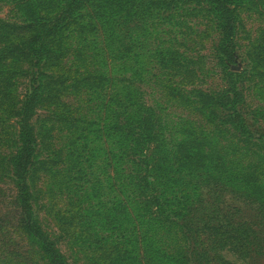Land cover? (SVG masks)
<instances>
[{"label":"trees","instance_id":"obj_1","mask_svg":"<svg viewBox=\"0 0 264 264\" xmlns=\"http://www.w3.org/2000/svg\"><path fill=\"white\" fill-rule=\"evenodd\" d=\"M242 1L7 0L14 16L0 17V122L15 116L20 127L9 162L24 212L20 222L27 235L37 238L49 264L68 262L32 219L28 174L37 163L38 135L47 124L51 127L62 119L56 101L65 85L96 93L102 110L98 120L85 125L84 118L72 119L69 125L78 133L65 145L67 158L75 163L70 168L77 173L87 174L81 159L88 169L101 162L97 166L103 171L93 179L89 171L86 180L91 189L103 185L109 189L108 199L99 201L108 233L88 234V243L96 249L86 255L85 264H213L205 240L211 237L213 247L221 248L234 243L228 239L234 236L231 230L242 229L205 220L211 211L223 210L218 200L221 188L239 190L264 207V175L254 171L250 159L247 165H238L229 157L237 154L229 151L233 145H224L193 124L168 122L146 103L138 85L147 70L146 60L162 63L167 58L158 55L162 46L152 36L155 19L170 21L178 10L197 12L218 33L213 52L225 86L210 91L194 88L191 102L210 123L237 129L241 149L250 151L258 140L264 144V134L252 126L243 109L247 70L230 66L236 61L234 36ZM74 38L73 56L91 53L100 65L64 66ZM18 67L27 78L22 96L15 93ZM128 71L132 78L126 77ZM46 102L47 117L35 124V109ZM213 181L222 187L213 189ZM239 244L244 245L241 240Z\"/></svg>","mask_w":264,"mask_h":264},{"label":"rangeland","instance_id":"obj_2","mask_svg":"<svg viewBox=\"0 0 264 264\" xmlns=\"http://www.w3.org/2000/svg\"><path fill=\"white\" fill-rule=\"evenodd\" d=\"M178 11L180 14H176L170 21L161 18L154 21L152 36L162 46L158 48V55L162 59L167 58L162 63L146 60L147 70L140 76L141 84L138 83L141 86L140 94L168 122L193 124L213 134L224 145H233L234 148L229 151L237 150V154L233 152L235 154L229 157L235 160L234 163L240 165L242 162L247 165V159H250L255 167L254 171H259L263 176V142L258 140L250 151L241 149L243 145L238 142L237 129L210 123L191 102L194 88L210 91L225 86L213 52L218 33L205 16L197 12L186 14L183 10ZM13 16V9L7 0H0V17L10 19ZM234 40L236 61L230 66L235 70H247L243 84L245 117L263 135L264 0H243L240 3ZM76 49L77 40L74 38L70 40V54L63 62L65 67L74 68L78 65L93 68L100 65L99 58L91 53L75 58L73 54ZM125 75L132 78L130 71ZM14 78L15 93L22 96L27 86L26 75L18 67ZM57 94V111L62 110V119L54 122L51 127L47 124L43 135H38L34 149L37 163L28 174L31 215L54 242L55 248L67 259L68 264H85L86 255L96 249V246L88 243V234L108 233L104 229L108 225L104 223L99 201L108 199L109 189L104 185L101 189H91L90 181L86 180L90 177L89 171H93V179L101 170L97 166L101 162H96L98 164L88 169V163L81 159L82 165H85L83 170L87 174L84 176L77 173L70 168L75 163L67 158L65 145L78 133L69 125L72 119L84 118L87 120L83 124L85 125L89 121L98 120L102 110L95 97L96 93L84 87L76 89L65 85ZM49 109V102L43 106L40 104L32 116L34 123L46 118ZM204 112L208 115L206 110ZM15 119V116H10L5 122H0V264H49L48 258L39 248L37 238L27 235L20 222L24 212L17 202L18 182L15 181L9 163L19 143L20 127ZM48 121L42 122L49 123ZM86 135L89 139L93 138L88 133ZM238 151L241 152L238 154ZM212 187L217 190L222 184L213 181ZM221 189L223 195L218 200H222L220 203L223 210L211 211V218L205 220L212 225L219 220L227 227L232 225L242 229L238 232L231 230L234 236L228 239L234 243L229 242L221 248L213 247L211 237L205 240V247L210 256H213L212 263L264 264V207L259 208L254 199L244 196L239 190L227 187ZM240 240L244 245L240 246Z\"/></svg>","mask_w":264,"mask_h":264}]
</instances>
